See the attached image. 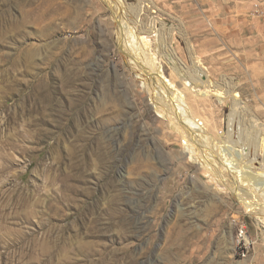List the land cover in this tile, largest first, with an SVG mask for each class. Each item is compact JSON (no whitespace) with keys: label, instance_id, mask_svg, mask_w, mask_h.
Returning a JSON list of instances; mask_svg holds the SVG:
<instances>
[{"label":"rangeland","instance_id":"rangeland-1","mask_svg":"<svg viewBox=\"0 0 264 264\" xmlns=\"http://www.w3.org/2000/svg\"><path fill=\"white\" fill-rule=\"evenodd\" d=\"M115 3L0 0V264H264V223L175 127L185 111L221 157L250 165L239 152L264 137V21L251 10L264 0ZM128 28L147 51L121 42ZM146 52L174 93L145 86ZM259 182L244 180L246 199Z\"/></svg>","mask_w":264,"mask_h":264},{"label":"bare ground","instance_id":"bare-ground-1","mask_svg":"<svg viewBox=\"0 0 264 264\" xmlns=\"http://www.w3.org/2000/svg\"><path fill=\"white\" fill-rule=\"evenodd\" d=\"M113 1L116 2L118 5L124 2V0H113ZM122 28H124V26ZM136 30L137 29L133 30L132 28H128L126 29L127 31L126 35H125V32H126L125 30H124V33L120 32L119 37H120L121 42L127 45L126 39H128L130 41L129 43L131 42L134 44L136 43V45H140L142 48H144V50L147 51L148 48L150 47L149 41L146 40L144 36H140L139 32H136ZM144 54H148L150 65H148L149 71L148 70L147 71L150 74L147 75L144 72H142L143 71L142 69L144 68L141 69L142 66L139 67V62H134V63H135V66L138 67L137 69L139 73L143 74L145 77H148L147 80L144 79L143 81L145 86H147V88L150 91H152L153 95H155L156 97L161 92L167 93V94L174 93L172 86L169 85V83H171L169 82L170 80H168L169 82L168 84L166 83L167 80H163L161 76L160 66L157 65L155 62V56L153 54H150L149 52H146ZM204 86L207 89L209 87V85L206 84V82L204 83ZM211 87L215 90L214 92L211 89V91H213L214 94L222 93V91H218L212 85ZM176 93L177 94L174 97V99L178 101H183V96H181L182 94L179 92H176ZM205 93L206 92L202 94H205ZM220 97H224V96H220ZM232 103H233V106H235L238 104V100L233 98ZM166 108L171 109L170 106H167ZM167 116L169 117L171 116V114H168ZM175 117L179 118L175 123V127L178 129L181 135L183 136L188 135L189 137L193 139V141H195V143H193L194 149L192 148L193 160L197 162L204 171L208 172L211 177L215 178L216 180L223 179L225 182L229 183V186L232 184L236 186L237 196L242 198L240 200L243 203V207L245 211L248 214L254 216L258 222L264 223V163H263V166H261L262 169L260 167L259 170H257L258 168L256 166L252 167V162L253 160L256 159L255 153H256L257 146H261V148L262 147L264 148V137L259 136V133L252 135V137L248 138V145L250 147H246L245 151L240 150L239 153L243 154L242 156H244L245 162L250 164L249 166L241 165V164H238L237 166H233V164L227 161V158L225 156L221 157V153L218 150L221 148L222 144H220V142L217 141L216 138L207 131V128L206 126L203 125V122L199 123V120H196L192 116L187 117V114H185V111H180V113L176 114ZM230 125L228 126L229 128L227 130V136H225L226 140H225L224 145H226L228 142H230L232 145L235 144V142L230 139L232 135V125L231 126ZM239 148L240 147L238 146V150ZM263 161H264V156H263ZM253 169L254 171L252 172ZM246 178H255V179L258 178L260 181L259 184L261 185L262 190L258 192V194H256L255 187L254 188L249 187L251 191H248V195L253 197V199L251 197H250L251 199H246L245 197V190H243V186L247 187V185L244 184V180Z\"/></svg>","mask_w":264,"mask_h":264},{"label":"built area","instance_id":"built-area-1","mask_svg":"<svg viewBox=\"0 0 264 264\" xmlns=\"http://www.w3.org/2000/svg\"><path fill=\"white\" fill-rule=\"evenodd\" d=\"M251 12L254 16L261 18L264 21V5H260L259 3L253 4ZM236 246L241 255L245 256V254L248 252L247 248L249 246V242L247 240V236L243 226L238 228V232L236 235Z\"/></svg>","mask_w":264,"mask_h":264}]
</instances>
